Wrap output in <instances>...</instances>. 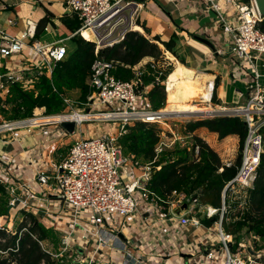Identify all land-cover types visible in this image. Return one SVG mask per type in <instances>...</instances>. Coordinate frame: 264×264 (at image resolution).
Segmentation results:
<instances>
[{
    "label": "built area",
    "instance_id": "built-area-1",
    "mask_svg": "<svg viewBox=\"0 0 264 264\" xmlns=\"http://www.w3.org/2000/svg\"><path fill=\"white\" fill-rule=\"evenodd\" d=\"M204 1L209 9L218 14L217 1L234 9L235 23L227 26L230 33L229 53L237 61L239 69L246 71L249 77L243 102L236 107L220 109L211 106L214 84L208 82L206 87L210 89V99L205 103L209 110L206 108L203 115L199 113L201 118L239 117L246 124L247 134L240 151V164L222 191V205L225 193L231 199L230 193L239 191L241 195L244 194L240 199L241 205L245 206L247 189L252 188L258 179L263 153L260 131L264 126V85L260 83V79L264 76L258 72L257 66L259 61L264 62V32L258 27L263 18L259 15L254 0ZM64 5L79 18L80 28L76 34L81 35L83 31L92 34L96 44L95 54L99 48L111 47L121 42L128 31L122 29L113 36L115 30L124 25L125 19H131L137 13V9H132V2L128 0H64ZM220 19L223 20L222 17ZM27 24L28 28L18 38L0 30V59L20 54L26 40L33 38L35 26L31 22ZM67 39L54 44L36 42L31 45L38 58L31 77L43 68L50 73L53 65L66 57ZM111 69L110 62L94 60L88 80L91 93L79 108H75L70 99L64 98L65 111L59 115L47 116L49 119L42 116V113L37 115L36 109L32 118L25 120L6 121L0 115V133H8L12 137L17 130L29 134L35 128L43 126L60 127L62 122L74 123L72 134L60 127L61 133L73 136L74 139L68 154L59 165L51 172L45 168L37 172L34 182L40 186L39 190L31 193L27 185L10 182V168L2 176L3 180H0L10 198V204L18 201V193H29L37 203H43L44 206L37 208L42 210L45 219L51 222L58 218L66 223L68 229L64 232L59 231L56 225L52 226L58 234V244L56 248L41 244L44 253L64 264H154L148 255L158 256L159 244L167 248L163 250V256L175 254L176 250L180 252L181 249L175 247L188 227L200 228L201 218L214 219L221 212L220 218L213 221V227L208 229L206 235L209 238L208 235L211 234L217 241L202 242L204 252L199 253V261L196 263L264 264L263 256L253 257L247 252L248 248L264 251L263 246L259 245L260 239L252 234L249 240L241 238L233 249V236L222 228L224 208L220 211V208L205 206L201 217L197 215L201 210L198 197L173 191L167 200H163L148 190L152 163H141L133 154L125 153L119 139L127 132V127L135 122L164 124L169 117L180 115L150 110L147 100L137 90V81L142 75L140 69H133L135 78L130 81L116 79L111 74ZM28 78L22 71L5 75L0 71V85L4 79L28 85ZM146 89L143 88V91ZM96 106L106 110L89 112ZM39 118H47L48 121L39 122ZM96 122L103 123L101 132L96 128L91 129L93 135H90L88 129L83 131V124ZM115 122L119 125L114 129L112 123ZM166 147L160 141L155 149L156 155ZM194 152L196 154L197 149ZM223 164L230 167L232 162L226 161ZM136 171L137 174L134 175ZM124 177L129 179L125 180ZM47 194L51 197H47ZM51 198L53 203L61 205L63 211L55 214L51 212L48 206ZM183 204L185 209L175 215L173 211ZM85 209L89 210L87 217L82 213ZM66 210L68 215H65ZM133 221L137 225H133ZM0 228L15 234V231H10L4 225H0ZM23 231L26 228L21 229L20 233ZM140 233H143L142 236ZM1 254L5 252L0 251Z\"/></svg>",
    "mask_w": 264,
    "mask_h": 264
},
{
    "label": "trees",
    "instance_id": "trees-1",
    "mask_svg": "<svg viewBox=\"0 0 264 264\" xmlns=\"http://www.w3.org/2000/svg\"><path fill=\"white\" fill-rule=\"evenodd\" d=\"M61 19L71 31L80 25L78 19L68 20L66 17ZM46 20L38 25L36 35L40 28H44ZM258 27L264 32V18ZM144 31L147 33L146 29ZM158 44L162 45L163 49ZM174 44V39L162 42L158 37H154L149 40L142 34L128 31L121 42L111 47L99 48L95 54L96 44L79 37L75 50L70 54L67 53L61 62L55 63L50 74L46 68L37 70V75L27 79L30 81L28 85L19 81L3 80L2 88H6L7 91L2 96L0 93V115L6 121L32 118L35 109H42V115L46 117L59 115L66 108L63 99H69L68 96L72 93L78 95L76 103L81 106L91 93L88 80L95 59L110 62L111 74L121 81L134 79L133 67L146 58L151 59L152 62L147 63L144 70H141L142 75L138 78L137 90H140V94L147 100L150 110H161L165 106L166 80L169 75L167 86L170 87L186 78L195 81L190 77V72L180 66L174 71L171 66H162L163 53L168 52L176 56ZM148 86H151L150 90L144 92L143 88ZM209 99L210 93H204L200 101L205 103ZM211 101L217 104L214 90ZM171 103L173 105L166 107L165 110L169 113L191 114L206 110L193 101ZM200 129L217 135L219 140L227 137L238 139L239 153L230 167H225L218 154L200 137L193 135ZM260 132L263 139V153L258 168V179L252 188L247 189L246 204L237 224V230L245 229L248 234L258 237L264 244V126ZM161 133L159 124L135 122L127 127V132L119 139V144L125 153L133 154L136 159L142 161L141 163H152V171L147 183L148 190L163 200H167L173 191H182L186 196L200 195L204 204L219 209L222 203V191L226 183L233 178L240 164V151L247 134L246 124L239 117L228 116L189 121L184 135H192L191 147L188 149L175 145L172 149L164 148L156 155L155 149L160 143ZM195 149H197L196 154ZM229 200L226 193L224 199L226 205H229ZM9 204L10 198L5 186L0 182V217L6 216ZM22 216L23 221L14 235L7 233L5 228H0V251L5 252L0 255V264H64L44 253L41 246L47 244L56 248L58 234L52 228L45 227L34 215L22 211ZM216 219L217 217L210 220L203 219L202 222L210 225ZM23 228H26V231L20 233ZM239 240L240 238H236L233 249L236 248Z\"/></svg>",
    "mask_w": 264,
    "mask_h": 264
},
{
    "label": "crops",
    "instance_id": "crops-1",
    "mask_svg": "<svg viewBox=\"0 0 264 264\" xmlns=\"http://www.w3.org/2000/svg\"><path fill=\"white\" fill-rule=\"evenodd\" d=\"M128 1L132 2V9L136 8L137 13L131 19H125L124 25L118 27L113 36L120 30L127 29V31L142 34L149 40L154 37H158L162 42L174 39L176 56L168 52L163 53L162 66H171L172 71L180 66L190 72V77L195 80L186 78L177 84L175 89H183L188 86L187 91L197 97L193 102H198L204 93H210L206 84L213 82L217 104L211 103V106L220 109L236 107L243 102L246 97V83L249 77L246 71L239 69L237 61H234L229 53L230 33L227 26L235 23V11L232 7L222 1H217L218 14L209 9L204 0ZM62 17H66L68 20H79L76 14L70 13L66 9L64 0H0V30L9 36L18 38L28 28V22L35 26L33 38L26 40L20 54L9 59H0L2 61L0 64L1 73L5 75L9 72L22 71L24 75L31 77L38 62L37 55L34 54L31 47L33 43L54 44L75 34L65 41L67 53L70 54L75 50L79 37L85 41H95L89 31H84L88 33L89 39L82 37V31L81 35L76 34L80 25L71 31L63 24ZM46 18L48 19L46 20ZM44 20H46V25L44 28H40L36 35L38 25ZM158 45L163 49L162 45ZM150 62L152 60L146 58L133 69L144 70L146 64ZM169 76L166 80V97L171 89L170 86H167ZM2 87L0 89L1 96L7 91ZM146 88L147 92L151 86ZM167 100V107L173 105L171 102H183L177 98H173L172 101ZM36 110L38 111L37 115L42 113V109ZM200 130L209 133L205 129ZM7 137L12 139L7 140ZM14 137L8 133H0V143L7 144L5 149L0 148V155L3 156L5 153V156L9 158L8 167L12 171L8 174V180L14 184L27 185L28 189H31V193L40 189V186L34 182L37 172L44 168L51 172L59 165L68 154L74 139L73 136L61 133V128L55 125L49 129L35 128L29 134L17 130ZM18 197L20 198L18 201L10 204L11 208L19 204L22 208L21 212L28 211L27 213L34 215L45 227L52 228L56 225L62 232L68 229L66 223L58 218L54 217L55 219L51 222L45 219L42 210L37 208H40L43 203H37V200L32 198L29 193L22 195L18 193ZM36 199H38V195H36ZM48 206L53 214L62 210L61 205L53 203L52 198ZM9 211L6 216L0 217V225H4L10 231H16L23 216L21 215L18 220L19 225L15 228L13 224L9 225ZM67 212L66 210L65 215H68ZM203 219L201 218L202 227L196 229L190 226L182 234L181 241L179 240L180 242L175 247L181 249L180 252L176 250L175 254L163 256L165 254L163 250L167 248L159 244L160 254L158 256L148 255V258L153 260L154 264H197L199 261L197 256L200 252H204L202 242L216 243L217 241L216 237L213 238L211 234L208 235L209 238L206 237L208 229L213 227V222L210 225H205L202 222ZM132 224L137 225L135 221ZM142 234L140 233V236Z\"/></svg>",
    "mask_w": 264,
    "mask_h": 264
},
{
    "label": "rangeland",
    "instance_id": "rangeland-1",
    "mask_svg": "<svg viewBox=\"0 0 264 264\" xmlns=\"http://www.w3.org/2000/svg\"><path fill=\"white\" fill-rule=\"evenodd\" d=\"M9 59V58H6ZM2 63V61L0 60V64ZM258 72L264 76V62L260 61L258 63ZM260 83L262 85H264V77H262L260 79ZM2 84L0 85V89H1ZM178 86V85H177ZM176 85L171 87V89H169L170 93L167 94L166 97V101H165V106L163 109V111L166 110V107L168 105L167 103V99H169V101H172L173 98H177V99H181L180 101H194L195 99H197L196 96H194L193 94L189 93L187 91L188 86H186V88L183 89H175ZM72 95V96H71ZM71 95L68 96V98L73 101V106L75 108H79L80 105L76 103L78 95L72 93ZM199 101V100H198ZM212 103V102H211ZM198 105H200V107L203 108H207L209 110V107H206L207 105L205 103H199L197 102ZM213 104V103H212ZM206 109V110H207ZM219 109V108H217ZM106 109L100 106H96L93 110L89 111V112H99V111H105ZM203 111V113H205V111ZM36 113V111H35ZM202 113V115H203ZM180 116L178 117H169L164 124H159L160 129H162V133L160 134L161 137V142H164L168 149H172L175 145L181 147H187L188 149L191 147L192 145V135H184V131L186 128V125L189 121H196L198 119H201L202 115L199 113H191V114H179ZM113 124V128H117L118 127V123H112ZM109 125V124H108ZM102 126L103 123L100 122H96V123H89V124H83L82 129L84 131V129H88L90 135H93L94 132L93 128H96L99 132H101L102 130ZM53 126H43L42 128L45 129H49L52 128ZM60 134V132H57ZM193 135H196L197 137H200L211 149H213L218 156L220 157L222 163L226 162V161H235L238 153H239V142L238 139L235 137H227L225 139L219 140L217 135L215 134H211L207 132H204L201 130L196 131ZM11 137H7L6 139L9 140ZM12 139V138H11ZM7 144H2L0 143V148L2 147L3 149H5ZM5 152V151H4ZM142 162V161H141ZM9 165V158L7 156H5V153L2 155H0V180L2 179V176H4L5 172L7 171V169ZM137 174V171L134 173V175ZM125 180L126 177H124ZM231 194V199L229 200L230 203L229 205H226L225 202L223 201L224 205H222L221 203V207H220V211L222 210V208H224V214L222 217V228L226 233H230L233 236V242H236V238H244L249 240L251 234H248L246 232L245 229H241L240 231L237 230V224L240 221L241 215H242V211L244 208V205L242 204V200L240 199L243 195H241V192L236 191L235 193H230ZM199 195V194H198ZM226 196V193L223 195ZM199 199V205L201 206V210H199L197 212V215H201V217H203V211H204V207L205 206H210L208 204H204L202 202V198L201 196H197ZM225 199V198H224ZM212 207V206H210ZM22 208L21 206L18 204L17 206H15L14 208H11L8 214V218H9V225L15 226V228L18 227L19 225V218L22 215L21 212ZM89 210L85 209L82 210V213L84 216L87 217ZM220 214L221 212H219V214L215 215V217L220 218ZM17 217V218H16ZM200 217V218H201ZM204 218V217H203ZM86 226V225H85ZM13 229V228H12ZM259 245H264L261 241ZM258 246V245H257Z\"/></svg>",
    "mask_w": 264,
    "mask_h": 264
},
{
    "label": "water",
    "instance_id": "water-1",
    "mask_svg": "<svg viewBox=\"0 0 264 264\" xmlns=\"http://www.w3.org/2000/svg\"><path fill=\"white\" fill-rule=\"evenodd\" d=\"M255 2V5L257 7V10L259 12V15L264 18V0H254ZM60 127L65 130L67 133L69 134H72L73 130H74V123L73 122H62L60 124ZM185 205H181L180 208L178 209H175L173 211V213L175 215H178L181 211V209H185ZM11 209V205L9 204L8 208H7V213L8 211ZM208 250V248L206 249V251ZM247 252L249 253L250 256H253V257H258V256H263L264 257V251H254L252 250L251 248H248L247 249Z\"/></svg>",
    "mask_w": 264,
    "mask_h": 264
},
{
    "label": "bare ground",
    "instance_id": "bare-ground-1",
    "mask_svg": "<svg viewBox=\"0 0 264 264\" xmlns=\"http://www.w3.org/2000/svg\"><path fill=\"white\" fill-rule=\"evenodd\" d=\"M82 37H84L85 39H89V35L87 32H84L82 33ZM38 112V111H37ZM48 118V117H47ZM47 118H39V122H45V121H48ZM49 119V118H48Z\"/></svg>",
    "mask_w": 264,
    "mask_h": 264
}]
</instances>
